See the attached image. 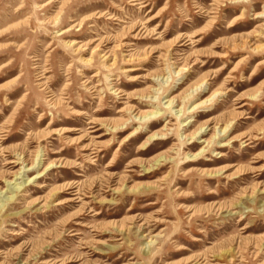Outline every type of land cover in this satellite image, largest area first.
<instances>
[{"label":"rangeland","instance_id":"374dc122","mask_svg":"<svg viewBox=\"0 0 264 264\" xmlns=\"http://www.w3.org/2000/svg\"><path fill=\"white\" fill-rule=\"evenodd\" d=\"M131 1L0 0L2 196L29 181L0 211V264H264V0ZM196 88L184 111L212 101L179 121L118 112L161 113ZM207 122L205 141L231 123L226 146L187 163L207 143L180 137Z\"/></svg>","mask_w":264,"mask_h":264},{"label":"bare ground","instance_id":"6f19581e","mask_svg":"<svg viewBox=\"0 0 264 264\" xmlns=\"http://www.w3.org/2000/svg\"><path fill=\"white\" fill-rule=\"evenodd\" d=\"M132 2V5L133 6H135V5H138V2H136V0H132L131 1ZM263 16V13L261 14V15H258L257 17H262ZM256 17V18H257ZM76 26H78V27H80L81 26V23H78V24H76ZM68 31H71V28H69V29H67L66 31H64L63 33H66V32H68ZM109 44L110 42H109V40L108 39H106V40H100L99 41V43H98V45H97V48L99 49L100 47H102L104 44ZM68 44V43H67ZM70 45H72V43L70 42L69 44H68V46H70ZM83 46V45H82ZM180 46H182V44L180 45ZM104 49H106V46H105V48ZM253 49H255V48H253ZM259 49V48H258ZM104 51V50H103ZM110 49L109 50H106V52H105V54L102 56V57H105L107 54H109L110 53ZM253 51V50H252ZM256 51H257V49H256ZM255 51V52H256ZM169 57H170V53H166V55H161L160 57H159V60H161V61H164V65L165 66H167L168 68H170V63H169ZM107 58V57H106ZM126 61H131V59H128V60H126ZM171 61V60H170ZM106 65H107V63H106ZM113 64H111V65H109L108 67H111ZM136 70H141V69H137V68H132V69H128V71L127 72H132V71H136ZM166 70V69H165ZM126 72V71H125ZM92 77H95V75H93ZM153 79V78H152ZM114 79H111V81H113ZM133 80H137V79H133ZM134 82V81H133ZM179 84H181V83H179ZM183 84V83H182ZM199 87V86H198ZM207 88V87H206ZM205 89V88H204ZM203 89V91H205ZM190 90V89H189ZM155 91V90H154ZM195 91H197V88L196 89H192L190 92H188V93H185L183 96H181L180 98H171V99H169V100H167V105H166V107H165V111L164 112H158V111H156V110H153V111H141L140 110V107L141 106H145L146 104L145 103H143V102H148V101H143V102H141V103H138L137 104V106H133V107H128V106H126V107H124V108H122L121 110H119L118 112H120L122 115L124 114V115H128V119H130L131 118V115H134L133 117L134 118H136L139 122H141V123H148V122H150L151 120H158V119H160L161 117H163L164 115H166V111H168L169 112V114H172L175 118H176V120L177 121H179L180 119H182V117H183V112H187V111H190V112H192L191 110H195V108H198L199 109V107H205L206 106V108H208L207 106H209L208 104L212 101V97H209V98H207L206 100H203V101H201V102H199V103H197L196 105H194L193 107H192V109H188L187 111H184L183 109H184V103H186V102H189V101H191L194 97V93H195ZM203 91H201V92H203ZM113 94H115V95H120V96H122V95H124V93H123V91L122 90H120L119 88H117V89H114L113 88ZM199 94H201V93H199ZM215 95V94H214ZM145 97V96H144ZM143 97V98H144ZM151 98V97H153V96H146V98ZM128 98V97H127ZM143 98H142V100H143ZM180 99V100H179ZM151 100V99H150ZM141 101V100H140ZM152 101V100H151ZM150 101V102H151ZM153 102V101H152ZM123 103V102H122ZM56 104V103H55ZM175 105H176V107L177 106H179V105H182V107H180V109H178L177 111H173L172 110V108L173 107H175ZM75 115L76 116H82L83 115V113H81V112H76L75 113ZM246 118H249V117H246ZM128 119H126V120H124V118L123 119H121V120H119L118 121V124H116L115 126L113 125V126H111V128L110 129H112L113 131H116V130H118L119 128H122L123 126L124 127H127L126 125H127V122H128ZM90 122V124H92V125H96L97 124V122L96 121H89ZM195 121L194 120H192V119H189L186 123H184L182 126L183 127H190V126H192V123H194ZM231 123H229V124H225L226 126L225 127H223L222 129H217V128H214L213 127V129H215L214 130V133H213V135H212V137H211V139H209L208 141H205V140H202V137H203V135L204 134H206V132L207 131H211L212 129L210 128V123H205V124H203V125H201L200 127H198V129L195 131V132H193L192 134H190V135H185V137H183L182 135H181V139H184V140H186L187 141V144L185 145V146H192V145H194V141H196V140H199V142H202V143H207V146L206 147H204V148H202L199 152H197V153H195V154H189V155H187V163H189V162H195V161H197L198 159H200L203 155H205L206 153H207V149L209 148V146L211 145L212 147L214 146V144H217L219 147H223V146H226L225 144H219V142L217 141L218 139L220 140V138H222V137H224L226 134H227V132L229 131V125H230ZM100 126V125H99ZM106 126V125H105ZM90 128H92V130L90 131V132H95V134L96 133H98L100 130H101V128L100 127H96L95 126V128L94 127H90ZM166 128V127H165ZM75 130H77V129H71V130H69V131H75ZM232 131V130H231ZM5 132V131H4ZM4 132H0V133H4ZM2 136V135H1ZM101 136H103V134H99V135H96L95 136V138H100ZM106 136V135H105ZM157 136H165V134H158V133H155V134H153V135H151L149 138H148V140L144 143V145H143V147L148 143V142H150L151 140H154V138L155 137H157ZM242 139H243V144H244V146H246L247 144H250L251 143V141H254V140H257V137H254V136H252V135H250V134H247L246 136L244 135L243 137H242ZM0 140H4V138H0ZM210 146V147H211ZM97 148V146H96V144H95V149ZM88 149V147H82L81 148V150L82 151H85V150H87ZM43 152V150H38V151H36V153H35V158H34V160H32V162L30 163L31 165H30V167H29V169H28V171H31V170H33L34 169V166L37 164V166L41 163V159L39 158L40 156H44V155H41V153ZM3 153H4V151H2V150H0V157H3ZM170 158L168 157V158H165V157H163V156H161V157H159L158 159H155V161L153 162V164L148 168V169H146L147 171L148 170H150L151 168L154 170V168L155 167H159V166H163L164 164V162H166V161H168ZM39 160V161H38ZM24 163H28L27 161H26V159H25V156L23 155V154H15V157L13 158V159H11V160H9L8 161V164H12V165H14V166H17V165H19V164H24ZM26 166H27V164H26ZM50 167H52V166H48L47 168H50ZM46 168V169H47ZM23 169V168H22ZM21 173H16L15 174V177H17V175H20ZM227 177V176H226ZM24 181V180H23ZM27 182H29V181H24V182H21V183H19V184H16V183H11L10 181L6 184L7 185V190H6V192H8V193H10L11 195H9V196H6V195H3L2 196V194L4 193V191L2 190V189H0V211H2V210H4L5 209V207L9 204V203H12L16 198V195L15 194H13V193H19V192H21V188L22 187H25V184L27 183ZM82 186H76V184L75 183H69V184H67L66 185V187H65V191H68V194H70V196H72L70 199H68L69 200V202H73V203H76L77 201H78V199L80 198V196H84V194H82L83 192H82ZM108 188H110V186L108 187ZM260 189V188H259ZM109 191H112V192H118L119 191V189L118 188H114V189H112V190H109ZM262 192H264V189L263 190H261V193ZM92 194V193H91ZM247 198H250V196H247ZM57 204H60V203H57ZM234 256V259H230L229 260V262H231V261H233V260H242V257L240 256V255H237V253H234L233 254ZM243 261V260H242Z\"/></svg>","mask_w":264,"mask_h":264}]
</instances>
